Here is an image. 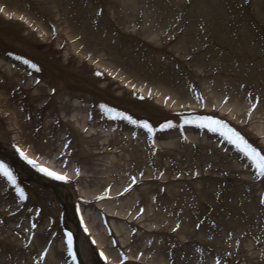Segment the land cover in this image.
I'll use <instances>...</instances> for the list:
<instances>
[{"label": "bare ground", "instance_id": "bare-ground-1", "mask_svg": "<svg viewBox=\"0 0 264 264\" xmlns=\"http://www.w3.org/2000/svg\"><path fill=\"white\" fill-rule=\"evenodd\" d=\"M252 149L264 0H0V264H264Z\"/></svg>", "mask_w": 264, "mask_h": 264}, {"label": "snow or ice", "instance_id": "snow-or-ice-1", "mask_svg": "<svg viewBox=\"0 0 264 264\" xmlns=\"http://www.w3.org/2000/svg\"><path fill=\"white\" fill-rule=\"evenodd\" d=\"M253 108H255V105H253ZM145 127H148L147 125H145ZM248 146L246 145V148ZM250 157L255 158L258 168L261 170V174L264 175V156H261L255 149H252L250 152L247 153ZM31 163V161H30ZM0 172H3L4 175L8 176L9 179H13L11 174L8 172V170L6 169V167L3 164H0ZM50 175H52L53 173H49ZM58 179H64V177L62 176H57ZM14 182V180H13ZM69 246H71V239H70V234H69ZM71 250V248H70ZM73 258H75L73 256Z\"/></svg>", "mask_w": 264, "mask_h": 264}]
</instances>
